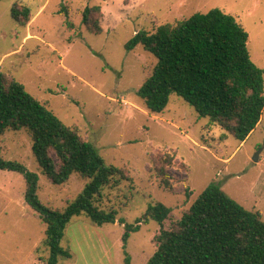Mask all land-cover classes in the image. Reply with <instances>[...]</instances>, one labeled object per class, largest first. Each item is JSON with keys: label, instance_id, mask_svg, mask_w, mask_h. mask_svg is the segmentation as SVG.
Here are the masks:
<instances>
[{"label": "rangeland", "instance_id": "obj_1", "mask_svg": "<svg viewBox=\"0 0 264 264\" xmlns=\"http://www.w3.org/2000/svg\"><path fill=\"white\" fill-rule=\"evenodd\" d=\"M15 5L31 8L26 26L12 16ZM97 5L104 28L99 34L83 22L85 8ZM213 8L241 22L249 33L251 57L264 69V0H0V67L78 128L108 164L134 179V186L125 181L103 191L102 208L118 212L116 223L98 225L85 214L72 218L62 239L71 257L59 264H125L127 255L131 264H147L161 225L154 219L142 223L125 248L120 220L134 223L162 202L172 208L164 222L165 229L171 228L213 182L264 220V113L244 142L199 116L176 93L164 112L154 113L138 91L158 59L142 44L126 48L138 31L154 32ZM0 143L4 159L39 175L40 200L51 208L63 210L88 182L73 173L65 183H53L24 128L6 131ZM167 154L175 156V165L167 168L173 190L161 185L155 168L154 161ZM25 191L21 173L0 170V264H45L39 256L49 255L46 226L26 202Z\"/></svg>", "mask_w": 264, "mask_h": 264}, {"label": "trees", "instance_id": "obj_2", "mask_svg": "<svg viewBox=\"0 0 264 264\" xmlns=\"http://www.w3.org/2000/svg\"><path fill=\"white\" fill-rule=\"evenodd\" d=\"M30 14L27 5L12 8V16L22 26L30 21ZM101 17L98 5L86 7L83 12V22L93 33L104 31ZM248 41V31L234 15L213 8L162 24L154 32L138 31L126 48L131 51L142 44L158 59L138 91L150 111L164 112L172 93H176L199 116L209 117L244 142L264 113V69L253 61ZM23 128L29 132L32 150L53 183L63 184L73 173L88 180L63 210L51 208L40 200L39 175L21 162L4 159L0 143V170L24 176L26 202L46 226L44 245L49 255L39 258L45 264H59L61 259L71 257L62 239L72 218L85 214L98 225L116 223L118 212L102 208L103 191L119 188L125 181L134 186V179L125 169L108 164L78 128L67 125L24 83L0 67V140L6 131ZM154 162L161 185L173 190L167 168L175 165L174 154ZM171 212V207L158 202L134 223L120 220L125 227L123 246L126 248L131 233L138 231L142 223L154 219L161 229L155 235L157 249L147 264H264L261 213L243 206L220 183H211L182 217L165 229L164 222ZM125 264H131L129 255Z\"/></svg>", "mask_w": 264, "mask_h": 264}, {"label": "water", "instance_id": "obj_3", "mask_svg": "<svg viewBox=\"0 0 264 264\" xmlns=\"http://www.w3.org/2000/svg\"><path fill=\"white\" fill-rule=\"evenodd\" d=\"M260 153H261V150H259V151L255 154V156H254V160H255V161H258V160L260 159Z\"/></svg>", "mask_w": 264, "mask_h": 264}, {"label": "crops", "instance_id": "obj_4", "mask_svg": "<svg viewBox=\"0 0 264 264\" xmlns=\"http://www.w3.org/2000/svg\"><path fill=\"white\" fill-rule=\"evenodd\" d=\"M41 260V259H40ZM42 261V260H41Z\"/></svg>", "mask_w": 264, "mask_h": 264}]
</instances>
